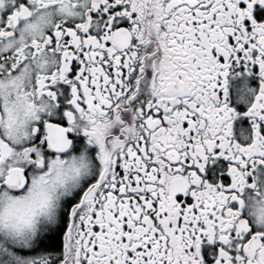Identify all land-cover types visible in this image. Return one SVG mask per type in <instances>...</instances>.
I'll list each match as a JSON object with an SVG mask.
<instances>
[{
    "label": "snow or ice",
    "instance_id": "snow-or-ice-1",
    "mask_svg": "<svg viewBox=\"0 0 264 264\" xmlns=\"http://www.w3.org/2000/svg\"><path fill=\"white\" fill-rule=\"evenodd\" d=\"M0 264H264V0H0Z\"/></svg>",
    "mask_w": 264,
    "mask_h": 264
}]
</instances>
